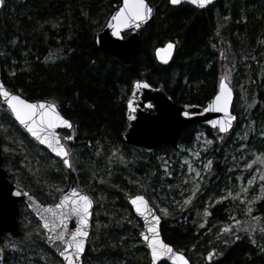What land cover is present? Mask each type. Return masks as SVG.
Here are the masks:
<instances>
[{
	"label": "trees",
	"instance_id": "obj_1",
	"mask_svg": "<svg viewBox=\"0 0 264 264\" xmlns=\"http://www.w3.org/2000/svg\"><path fill=\"white\" fill-rule=\"evenodd\" d=\"M148 2L157 7L156 16L142 31L139 51L124 64L103 53L95 41L121 0H5L0 8L4 84L28 100L55 102L72 128L62 132L70 151L68 170L29 136L0 99L4 168L10 180L45 203L54 202L71 183L93 197L94 219L99 216L102 222L99 229L93 223L84 264L118 259L149 264L138 236L141 223L127 197L143 194L153 203L157 192L167 199L162 203L168 214L158 210L162 236L191 264H264V233L259 230L264 228V192L250 207L233 194L226 195L236 185L234 168L250 162L253 154L264 160V139L253 138L256 127L264 129V0H219L206 10L189 4L175 7L168 0ZM170 40L177 43V50L172 62L163 66L154 50ZM228 69L235 74L236 122L224 134L207 129L213 139L208 151L212 163L185 206L189 188L178 162L167 172L163 163L176 157L178 144H191L202 127L186 128L176 143L152 150L126 144L127 97L133 82L140 79L163 87L175 102L204 104ZM243 120L252 127L245 153L233 138ZM68 136L72 139H65ZM243 153L246 159L240 157ZM20 210L22 235L10 237L17 243L20 264H64L35 216L22 206ZM122 219L132 221V227ZM234 220L240 221L239 228ZM226 225L230 230L221 232ZM123 234L141 243L142 256L126 241L119 244ZM213 250L209 259L207 253ZM5 252V263L11 264L10 250Z\"/></svg>",
	"mask_w": 264,
	"mask_h": 264
},
{
	"label": "water",
	"instance_id": "obj_2",
	"mask_svg": "<svg viewBox=\"0 0 264 264\" xmlns=\"http://www.w3.org/2000/svg\"><path fill=\"white\" fill-rule=\"evenodd\" d=\"M217 1L218 0H211V3L208 5L199 6V5L191 4L190 0H181V3L178 5H172L168 0L169 4L175 7L180 6L182 4H189L199 10H206L212 5H214ZM122 3L123 0H121L120 4ZM149 5L153 8L151 17L146 21L138 22L140 24L139 27L130 25L127 28L121 29L120 30L121 35L119 37L113 35V30L110 26L112 23H114V21H112V16L118 10L117 7L111 13L103 28L96 34L95 41L98 48L103 53L117 58L119 61H121L124 64L129 63L135 57V55L137 54V52L141 47L142 31L153 21V19L156 16L157 7L155 5H151L150 3ZM1 6L2 5H0V8ZM167 42L169 41H166L165 43L157 46L154 50V56L156 61L163 66L169 65L172 62L177 50V43L172 41L174 47L171 51V54L167 56L166 60L159 59L156 54V49L157 48L163 49L164 46L167 44ZM161 55H164V52H162ZM222 77L225 78L228 87L231 88L232 90L231 99L228 102L227 113L224 111H220L219 108L216 106H213L212 108L208 107L209 103L213 100L216 93L220 90L219 89L220 80L218 82L217 92L204 104L175 102L172 99V97L167 94V92L163 87L154 86L150 84L148 81L147 82L148 84L151 85V87L141 86L139 88H134V82L140 79L135 80L132 84L131 91L126 101V118L129 122V127L123 135L124 142L126 144H130L135 147H142L146 149H154L164 145H171L177 141L178 137L180 136V134L184 129L197 124L207 128H217L218 131L222 134L230 132L237 118L236 114L233 112L232 109L235 92L232 86L226 80V76H221L220 79ZM141 81H146V80H141ZM0 83H3L4 88L6 90L18 94L8 89L2 80L1 47H0ZM22 97L26 99L24 96ZM0 99L6 105L4 98L0 97ZM130 99L133 102L131 109L128 106V101ZM28 101L38 102V101H49V100H35V101L28 100ZM56 110L60 113L61 116L67 119L72 126V122L62 114L57 104H56ZM184 112H189L191 113V115L185 116L183 115ZM229 113L231 114L233 119L230 122L231 127H229L227 131L221 132L220 125L218 123L217 124L209 123V121H224L226 122V127H227V117ZM14 119L16 120L15 117ZM17 123L22 128H24V130L33 139H35L44 149H46L51 155L57 156L63 161L64 158L58 155L57 152L53 151L52 147H49V145L42 143L41 139L32 136V134L27 130V128L24 127V125H22L19 121H17ZM70 128L71 127H67L63 125L61 121H56L55 126L52 129H50V133L52 134L50 138H56L59 140L60 144L64 145L60 137V130H69ZM53 144H55V139H53ZM65 149L68 151L66 146ZM67 158L69 159L70 166L68 165L65 166L67 167L68 170H71L69 151ZM3 161L4 158L2 154V140L0 138V264H5V253L2 247L3 237L6 234H10L16 238H19L22 235V231L20 229L19 220H18V217L20 216L19 204L21 202L25 203L28 209L30 210V212H32L35 215V217L40 221L41 226L45 231L47 242L51 245L56 242H60L62 244V248L59 251V256L64 262V264H68V260L66 256L61 255V252L64 251L65 248H67L66 240L68 239V233L70 230L74 231L76 229L77 225L79 224V219L74 215H70L69 219L65 221L64 225L59 226L60 220L58 213L61 212L67 213V208L56 209L55 206L61 203L63 196L65 194L71 196V193L69 192V189L71 188H76L79 193L87 195L91 200V207L89 208L88 224L84 226L88 235L85 237H81V239H83L84 241V250L80 253L79 258L76 260V264H83V255L87 250V240L92 228V215L94 208V200L92 199V197L87 193V191L80 190L76 186V184L72 183L59 196L56 203L44 204L39 199H37V197H35L28 190H26L24 187L9 179L8 172L3 166L4 163ZM137 195L144 196L143 194L131 195L127 197V202L135 217H137L142 224V229L139 231V237L144 242V246L148 252L149 264H152L151 249L148 245V242L144 239L142 235H140L141 232H146V225L151 221L152 214L160 218L159 221L156 223V227L160 239L166 244L169 243L164 240L161 233L162 218L159 212L145 196L144 197L148 201V204L151 209L150 214L142 215L141 213H138L136 211V206L132 204V197ZM65 203L68 204V207L71 206L69 202H65ZM48 209H52V211H48ZM54 213H57V215H54ZM46 220L49 222L48 228L44 227V223ZM53 223L57 224L58 227L53 229L52 228ZM61 231L65 233V237L63 240L57 238L58 233H60ZM172 248L174 251H179L173 246ZM68 251H74V249H68ZM181 253L188 259V257L183 252ZM157 264H175V261H173L171 256L161 257L157 261Z\"/></svg>",
	"mask_w": 264,
	"mask_h": 264
},
{
	"label": "snow or ice",
	"instance_id": "obj_3",
	"mask_svg": "<svg viewBox=\"0 0 264 264\" xmlns=\"http://www.w3.org/2000/svg\"><path fill=\"white\" fill-rule=\"evenodd\" d=\"M5 0H0V5H3ZM172 5H178L181 3V0H169ZM190 3L193 5L204 6L211 3V0H190ZM153 12V8L149 5L147 0H123V3L118 5V10L112 16V23L110 26L113 30V35L119 37L121 35V29L127 28L130 25H134L135 27H139L140 24L138 22H143L148 20ZM174 47L172 41L167 42L164 48H157L156 54L157 57L161 60H166L167 56L171 54V51ZM164 52V55L161 53ZM151 87L147 81L137 80L134 82V88L139 87ZM219 91L216 93L213 100L209 103L208 107L212 108L216 106L220 111L228 112V102L231 99V88L228 87V84L225 81V78H221L219 82ZM0 97L4 98V101L7 105L10 113L19 121L27 130L32 134V136L41 139L42 143L49 145L52 147V150L57 152L58 155L63 157V163L65 165L70 166L68 157V151L65 149L63 144L59 143V140L56 138H50L51 133L50 129L55 126L56 121H61L63 125L67 127H71L70 122L65 119L60 113L56 110V104L53 101H38V102H30L27 99H24L21 95L15 94L11 91H8L4 88L3 83H0ZM133 105L132 100L128 101V106L131 109ZM151 106V105H149ZM183 115L189 116L191 113L184 112ZM233 117L231 114H228L227 117V127L226 122L224 121H209L212 124H219L220 131L225 132L231 127V120ZM264 134V133H262ZM53 139H55V144H53ZM65 139L71 140L72 137L68 136ZM211 143V141H209ZM211 164V161H208L204 165V169L207 170ZM252 163L246 164V168H250ZM170 174V173H169ZM199 176L200 173L197 172ZM256 174L253 173L252 176L248 180V185H252L254 183ZM259 179L264 181V173H261ZM198 187V185H197ZM262 192H264V183L260 185ZM247 186L241 189V192H246ZM71 196L65 194L60 204H57L56 209L67 208V213H58L60 225H64L65 221L69 219L70 215H74L78 217L79 224L77 225L74 231L70 230L68 233V239L66 240L67 248L61 252V255L66 256L68 260V264H76V260L79 258L80 253L84 250V241L81 237H85L88 235L85 227L88 224V216H89V208L91 207V200L87 195L81 194L77 191L76 188L69 189ZM193 195H195V190H193ZM229 195H232L230 192ZM240 199H244L240 193H236ZM192 196H188L184 200V205L187 206L190 203ZM222 199V198H221ZM254 199H259V197H254ZM65 202L70 203V207ZM140 202V203H138ZM253 201H248L251 204ZM132 204L136 206V211L141 213L142 215H149L151 212L148 201L144 196L137 195L132 197ZM48 211H52V209H48ZM165 215L168 214L167 209H162ZM250 212L251 209H248ZM207 209H205V215H207ZM57 215V213H54ZM159 217L152 214L151 221L146 225V232H141L140 235L144 237V239L148 242V245L151 249V259L152 264H157V261L161 257H169L175 261V264H190L189 260L179 251H174L172 246L164 243L158 234L156 223L159 221ZM258 219V217H253V220ZM234 224L239 228L240 221H233ZM44 227H49V222L46 220L44 223ZM58 227L57 224L53 223L52 228L55 229ZM230 225H226L224 228H221V232H228L230 230ZM247 228V225L245 226ZM262 233H264V228L259 229ZM249 236H252L251 230L248 232ZM233 235H235L233 233ZM65 237V233L61 231L58 233L59 239L63 240ZM239 239V237H236ZM255 243V239L252 240ZM227 243V241H225ZM68 249H74V251H68ZM264 250V249H262ZM215 250L207 253L209 259H211L214 255Z\"/></svg>",
	"mask_w": 264,
	"mask_h": 264
},
{
	"label": "rangeland",
	"instance_id": "obj_4",
	"mask_svg": "<svg viewBox=\"0 0 264 264\" xmlns=\"http://www.w3.org/2000/svg\"><path fill=\"white\" fill-rule=\"evenodd\" d=\"M226 77L228 79V81L230 82V84L233 86L234 83V78H235V74L234 71L228 69L226 72ZM241 87V86H240ZM242 99H244V94H242ZM11 128L14 130V132L19 135L20 132L15 129L13 126H11ZM208 128L202 127V130H200L197 134L196 137L194 139V141L189 144V145H182V144H178L177 145V151H176V157L173 158V160H169L168 158L164 159V163H163V169L164 171H168L169 167L172 165L173 162H178V170L179 172L182 174L183 177V182L188 184V191H189V195L188 196H192V198L194 197L193 190H195V194L200 186L201 180L203 178V175L205 173V169H204V165L208 162L211 161L212 163V159L208 153L210 145L212 144L213 139L210 137L211 135L207 132ZM215 131V134L218 132L217 129H211ZM256 130L258 131L257 136L253 137L254 139H264V129H260V127H256ZM251 131H252V127L251 124L247 121H242L241 126H239V128L237 130H235L234 132V141L238 144V148L239 151H243L245 153L246 150V146L248 145V140L251 139ZM219 133V132H218ZM209 141H211V143H209ZM241 154L240 157H244L246 159V155L245 154ZM250 162L252 163V166L250 168H246L245 165L249 164L250 162L246 161V164L241 165V168H234V170H236V174H235V179H236V185L235 187H230L227 192L226 195L230 196L229 193L231 192L235 197H237L239 199L240 202H243L246 204V207H250L251 204H254L258 199H254V197H261L263 194L260 185L262 183H264V181H261L259 179L261 173H264V160L262 158H260V156L253 154V156L251 158H249ZM211 166V164H210ZM209 166V168H210ZM208 168V169H209ZM207 169V170H208ZM197 172L200 173V175H197ZM255 173V179H254V183L252 185H248V180L249 178L252 176V174ZM198 185V187H197ZM245 186H247V191L246 192H241V189L244 188ZM178 188H180V195L182 194V187H180L178 185ZM240 193L241 196L244 197V199H240L238 196H236V193ZM225 195V197H226ZM186 196V197H188ZM185 197V198H186ZM185 198L183 199V202L185 200ZM153 205L159 210L162 211V209H167V207L165 205H163L162 200H166L165 198L162 197V194L160 192H157V194L154 196L153 198ZM248 201H253L251 204L248 203ZM22 206V209H26L28 210L27 206H25L23 203L20 205ZM25 207V208H23ZM203 214H205V209L204 211H202ZM21 217V215H20ZM96 218V212L94 209V213H93V223L95 225V222L98 225V229L101 226V218L98 216V219H94ZM30 217L28 216V223L32 222L31 220H29ZM106 220V219H105ZM98 221V222H97ZM123 222H127L128 224H131L130 226L132 227V221H127L122 219ZM122 222V223H123ZM40 223V222H39ZM106 227H109V221L107 222ZM41 226V225H40ZM42 228V227H41ZM141 229V228H140ZM44 231V230H43ZM10 237H12L11 235L7 234L4 236L2 245L4 247L5 250L9 249L10 253H11V264H20V259H18V253L17 250H19L17 248V243L15 241H13ZM14 238V237H13ZM15 239V238H14ZM126 241V245L129 246V248H133L136 249L138 248V251L135 252V254L138 252L141 253L140 256L143 255V250L140 248L141 243L143 244V242L141 241V243L138 240H135L131 235L129 234H123L121 236V240H119V244L123 245V242ZM89 242V240H88ZM144 245V244H143ZM53 248L56 249L57 252H59V250L62 248L60 243H55L53 245H50ZM30 257L32 259L35 258V256H32V253H29ZM42 261L43 263H45V259H43L42 257ZM13 262V263H12ZM7 264V263H6ZM109 264H126V260L125 259H118L117 261H109Z\"/></svg>",
	"mask_w": 264,
	"mask_h": 264
}]
</instances>
